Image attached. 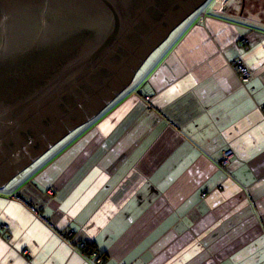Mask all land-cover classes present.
<instances>
[{
	"label": "crops",
	"instance_id": "1",
	"mask_svg": "<svg viewBox=\"0 0 264 264\" xmlns=\"http://www.w3.org/2000/svg\"><path fill=\"white\" fill-rule=\"evenodd\" d=\"M203 10L0 190V264H264V29Z\"/></svg>",
	"mask_w": 264,
	"mask_h": 264
},
{
	"label": "water",
	"instance_id": "2",
	"mask_svg": "<svg viewBox=\"0 0 264 264\" xmlns=\"http://www.w3.org/2000/svg\"><path fill=\"white\" fill-rule=\"evenodd\" d=\"M207 1L0 0V190L100 114Z\"/></svg>",
	"mask_w": 264,
	"mask_h": 264
},
{
	"label": "built area",
	"instance_id": "3",
	"mask_svg": "<svg viewBox=\"0 0 264 264\" xmlns=\"http://www.w3.org/2000/svg\"><path fill=\"white\" fill-rule=\"evenodd\" d=\"M228 2L229 0H212L208 4V6L210 7L211 10L220 12L225 8ZM204 12L205 11L203 10L200 13V17H203ZM241 43H245V40L242 39ZM234 67H235V72L240 82L242 83L246 82L248 78L251 76V71L245 63L238 61L235 63ZM230 157H231V152L227 151L223 153L221 157V161H220V164L222 167H225L227 165ZM76 246L79 251H82V249H84L85 247L84 243H79ZM83 255H85V257L89 259L93 264H102V257L100 256L97 250H91L89 253H83Z\"/></svg>",
	"mask_w": 264,
	"mask_h": 264
},
{
	"label": "rangeland",
	"instance_id": "4",
	"mask_svg": "<svg viewBox=\"0 0 264 264\" xmlns=\"http://www.w3.org/2000/svg\"><path fill=\"white\" fill-rule=\"evenodd\" d=\"M211 1L212 0H208L200 9H205ZM229 3L230 6L234 8L236 14L241 11L245 19L251 22L253 21L252 24L254 26L264 29V0H245L244 10H240L242 0H229ZM164 44L165 41L161 43V45ZM134 83L131 84L128 88H132ZM69 135L62 139L59 143H64L70 137Z\"/></svg>",
	"mask_w": 264,
	"mask_h": 264
},
{
	"label": "trees",
	"instance_id": "5",
	"mask_svg": "<svg viewBox=\"0 0 264 264\" xmlns=\"http://www.w3.org/2000/svg\"><path fill=\"white\" fill-rule=\"evenodd\" d=\"M244 6H245V0H242V4H241V10H244ZM240 15L243 17V18H245L244 16H243V13L241 12L240 13ZM264 25V24H263ZM84 245H85V247H84V249H82V251H83V253H89L91 250H97L95 247H93V246H89L88 244H85L84 243ZM98 251V250H97ZM100 254V253H99ZM100 256H102L101 254H100Z\"/></svg>",
	"mask_w": 264,
	"mask_h": 264
},
{
	"label": "flooded vegetation",
	"instance_id": "6",
	"mask_svg": "<svg viewBox=\"0 0 264 264\" xmlns=\"http://www.w3.org/2000/svg\"><path fill=\"white\" fill-rule=\"evenodd\" d=\"M240 10H241V6H240ZM240 13H241V11H240L238 14H240ZM116 58H117V57L113 56V57H111V58L109 59L108 62H109L110 64H112V65H113V64L115 65V64L117 63V59H116ZM147 59H148V58H147ZM147 59H146V60H147ZM146 60L144 61V63L146 62ZM144 63H143V64H144ZM143 64H142V65H143ZM141 67H142V66H141ZM141 67H140V68H141ZM140 68H139V70H140ZM139 70H138V71H139ZM138 71L135 73V75L138 73ZM135 75H134V77H135ZM130 85H131V84H130ZM130 85H129V86H130ZM129 86H128V87H129ZM126 89H128V88H126ZM48 151H49V150H48ZM48 151H47V152H48ZM47 152H45L43 155H45ZM43 155H42V156H43ZM42 156H41V157H42ZM41 157H40V158H41ZM40 158H39V159H40ZM39 159H38V160H39Z\"/></svg>",
	"mask_w": 264,
	"mask_h": 264
}]
</instances>
